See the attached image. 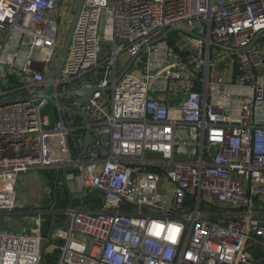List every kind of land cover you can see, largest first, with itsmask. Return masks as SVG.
<instances>
[{
    "label": "built area",
    "instance_id": "2783aa9c",
    "mask_svg": "<svg viewBox=\"0 0 264 264\" xmlns=\"http://www.w3.org/2000/svg\"><path fill=\"white\" fill-rule=\"evenodd\" d=\"M65 1L0 0V78L15 82L0 101L20 97L0 106V214L33 225L0 226V264H264V0H85L49 79L59 16L78 2ZM194 22L203 39L178 58L179 44L154 43ZM122 53L137 59L119 80ZM86 84L100 90L83 104L69 92ZM46 87L53 102L38 97ZM87 133L96 143L82 156ZM55 164L70 169L73 206L20 204V177Z\"/></svg>",
    "mask_w": 264,
    "mask_h": 264
},
{
    "label": "rangeland",
    "instance_id": "374dc122",
    "mask_svg": "<svg viewBox=\"0 0 264 264\" xmlns=\"http://www.w3.org/2000/svg\"><path fill=\"white\" fill-rule=\"evenodd\" d=\"M75 2L76 0H66L65 4L67 6L68 4H71L73 6ZM74 14L75 12L73 11V8L68 7L67 10L65 11L62 10L59 16V20L61 21L59 27L61 30V39L63 45L66 40V36L69 32ZM186 25L190 27L188 23ZM202 27L203 24H201L200 22H194L191 29L194 30L196 34L202 36L201 33ZM188 37H189L188 35L182 32H174L170 35L169 38L170 41L175 45L179 44L176 45L178 47H175V52L173 53L176 56V58H178L182 54L179 48H181L184 42L187 41ZM258 44L264 47V36H262L258 40ZM61 51L62 49H59L58 53L56 54L58 60H60ZM112 53H113V45L104 42L102 44L101 60L108 59L112 55ZM189 54H190L189 51L183 52V56H185V59L189 56ZM143 57L144 59L142 60L141 58H139L138 62L141 64V66L144 67L146 55H144ZM130 60L131 58L129 57L128 53H122L121 55H119L118 72L124 70L128 65V63L130 62ZM219 70H222V72L227 73L228 71L231 70L230 63L227 62L219 65ZM14 83L15 82H11V81L9 82L8 80L0 78V90H8L11 86H14ZM52 123L53 124L55 123L54 119ZM108 140H109V136L107 134H104L102 136V142L106 144ZM63 159L64 156L58 158L56 162L59 163ZM19 180H20L19 181L20 187L18 190V198H19L18 201L21 202L22 204H26L25 206H27V208L35 207L34 201H38L40 197H42V201L38 202L39 207H43L45 209H48L52 206V202H51L52 200L57 204H64L68 199L69 196L68 191L63 181V171L61 170L60 166H58V164L46 168H41V170H32L29 174L21 176ZM34 184H36V186H33ZM37 186L39 187L37 188ZM68 187L71 192L77 190L76 188H71V186ZM78 205L91 207V199L85 198L83 200H80ZM21 214L22 213H17L11 216L0 214V226L12 230L31 229V227L33 226L31 219Z\"/></svg>",
    "mask_w": 264,
    "mask_h": 264
},
{
    "label": "water",
    "instance_id": "95a60500",
    "mask_svg": "<svg viewBox=\"0 0 264 264\" xmlns=\"http://www.w3.org/2000/svg\"><path fill=\"white\" fill-rule=\"evenodd\" d=\"M84 1L85 0H78V2H77L76 11H75V14H74V17H73L69 32H68V34L66 36V40L64 42V46L62 48L59 64H58L57 68L55 69V71L49 76V79H53L54 77H56L57 75H59L61 73V70H62V68L64 66L65 61H66V57H67V54H68V51H69V48H70V45H71V42H72V38H73V35H74V31H75L76 25L78 23L80 14H81L83 6H84ZM174 32H182V33H184V34H186L188 36H191V37H194V38H197V39H201V40L203 39L201 36L197 35L196 33H194L191 30H188V29H186L184 27H177V28L168 29L160 38L155 40L154 43L169 39L170 35L172 33H174ZM262 34L264 35V31H262L260 33V35H262ZM258 36L255 38L252 46L255 45V43H256V41L258 39ZM212 44H213L214 47H217V48H220V49H224V50H229V48H227V47H225V46H223L221 44H217L215 42H213ZM136 59L137 58L134 57V58H132L130 60V62L128 63V65L126 66V68L124 69L122 74L120 75L119 80L132 67V65L136 61ZM48 89L49 88L46 87L43 91L39 92L38 97L48 98L51 102H53L54 101V96L53 95L50 96V95L47 94ZM99 90H100V88L98 86H96V85L86 84V85H84L82 88H80L78 90L70 91L69 94L71 96H73L74 98H76L77 100H79L80 102H82L83 104H86L91 99L93 94L95 92L99 91ZM60 95H67V93H61ZM19 101H20V97L13 94V95L7 96L4 99H2L0 101V106H7V105H10V104L19 103ZM76 114L79 115L81 118H83L84 121H88V117L86 115V111L85 110L77 112ZM95 143H96V139L90 133H87L86 136H85V139H84V146H83V150L81 152V155L84 156L87 153L89 146L91 144H95ZM69 171H70V169H64L63 170V181H64V185H65V187H66V189L68 191V195H69L68 207L71 208L73 206V195H72V192L70 191V189L68 187V182H67V175H68ZM66 221H67V217H65L61 222L55 223V224H53L50 227L49 232L47 234L46 242H45V244L43 246V249H42L43 253L51 245V239H52V235H53L54 230L56 228L62 227L66 223ZM41 264H46L44 258H42Z\"/></svg>",
    "mask_w": 264,
    "mask_h": 264
},
{
    "label": "crops",
    "instance_id": "0c3cea01",
    "mask_svg": "<svg viewBox=\"0 0 264 264\" xmlns=\"http://www.w3.org/2000/svg\"><path fill=\"white\" fill-rule=\"evenodd\" d=\"M167 96L171 97L172 104L174 106L179 105V102L181 101V99L180 100L177 99L176 97H174V95H169V94H165V93L158 95V97H167ZM33 186H36V184H34ZM68 186H71V188H75L76 185L74 183H69ZM19 187H20V182H19ZM38 187L39 186H37V188ZM39 197H40V194H39ZM41 201H42V197H40L38 201H34L35 207H39V203L38 202H41ZM68 201H69V196H68ZM19 203L22 204L21 202H19ZM22 205H26V204H22Z\"/></svg>",
    "mask_w": 264,
    "mask_h": 264
},
{
    "label": "trees",
    "instance_id": "16d2710c",
    "mask_svg": "<svg viewBox=\"0 0 264 264\" xmlns=\"http://www.w3.org/2000/svg\"><path fill=\"white\" fill-rule=\"evenodd\" d=\"M67 203H68V199L66 200V203H64V204H58V206L65 207L67 205ZM57 257H58V254H57V256L51 258V260H49V263H50V261H54L55 259H57Z\"/></svg>",
    "mask_w": 264,
    "mask_h": 264
}]
</instances>
